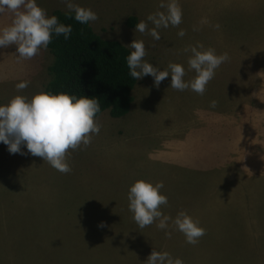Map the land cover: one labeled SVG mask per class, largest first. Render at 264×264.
Returning <instances> with one entry per match:
<instances>
[{
	"label": "rangeland",
	"instance_id": "obj_1",
	"mask_svg": "<svg viewBox=\"0 0 264 264\" xmlns=\"http://www.w3.org/2000/svg\"><path fill=\"white\" fill-rule=\"evenodd\" d=\"M74 2L98 14L90 25L101 37L125 46L142 39L145 60L161 70L180 63L185 80L195 76L186 48L203 44L229 60L203 95L171 88V75L159 87L151 75L136 80L129 111L121 117L103 111L99 134L69 150L65 192L64 173L24 145V154H11L0 142V264H145L144 242L183 264H264V0H178L182 23L159 29L158 41L124 21L164 11L161 0ZM38 3L50 16L68 10L63 0ZM12 20L0 14V28ZM16 48L0 49V103L18 94L31 98L50 78L48 47L27 60ZM22 80L30 83L18 92ZM139 179L162 181L168 197L162 212L173 219L187 212L205 235L189 244L171 221V237L142 232L128 200ZM77 205L87 209L74 212Z\"/></svg>",
	"mask_w": 264,
	"mask_h": 264
},
{
	"label": "clouds",
	"instance_id": "obj_2",
	"mask_svg": "<svg viewBox=\"0 0 264 264\" xmlns=\"http://www.w3.org/2000/svg\"><path fill=\"white\" fill-rule=\"evenodd\" d=\"M69 14L81 24H89L98 20V14L88 7L76 4L74 0H63ZM157 11L149 14L146 19L135 25V32L148 34L156 41L160 40L161 28L177 27L182 23L183 12L178 0H161ZM13 14L12 23L0 28V49L11 44L17 45V56L31 59L42 49H47L52 42L53 34H63L67 40L72 32L71 25L59 22L55 15H49L38 0H0V14ZM149 24L153 27L149 28ZM181 29L178 36H185ZM132 51L126 57L129 75L142 79L146 75L154 77V85L171 75L170 87L184 91L191 89L203 95L208 83L214 78L216 69L229 60L227 53L217 54L212 48L197 44L186 48L191 52L188 69L195 72L191 80H185L186 70L180 63H170L164 70L145 60L147 55L144 41L134 39L127 45ZM30 81L22 80L16 84L17 91L25 89ZM217 102L211 101L210 107L215 108ZM101 106L97 99L65 92L52 93L40 91L31 98L15 95L6 104L0 103V142L7 145L11 154H24L22 145L28 153L39 156L61 173L71 172L68 163L69 150H76L81 145L88 146L92 135L99 134L100 124L97 114ZM162 181L153 183L144 179L136 180L129 189V210L140 228L158 221L157 227L171 237L169 222L175 230L182 232L189 244H196L205 235V229L185 211H180L173 219L165 215L161 206L168 204V197L161 190ZM103 227V224L100 225ZM145 264H183L181 258H173L168 251L153 248L145 260Z\"/></svg>",
	"mask_w": 264,
	"mask_h": 264
},
{
	"label": "trees",
	"instance_id": "obj_3",
	"mask_svg": "<svg viewBox=\"0 0 264 264\" xmlns=\"http://www.w3.org/2000/svg\"><path fill=\"white\" fill-rule=\"evenodd\" d=\"M51 15L72 26L69 39L53 34L48 48L53 56L48 65L49 80L43 91L65 92L97 99L103 111L112 117L125 115L133 101L136 80L129 75L126 57L130 49L116 39L101 37L89 24H81L68 10L54 9ZM138 21L128 16L124 25L134 27Z\"/></svg>",
	"mask_w": 264,
	"mask_h": 264
},
{
	"label": "crops",
	"instance_id": "obj_4",
	"mask_svg": "<svg viewBox=\"0 0 264 264\" xmlns=\"http://www.w3.org/2000/svg\"><path fill=\"white\" fill-rule=\"evenodd\" d=\"M191 137H196V138H198V136H191ZM203 137V139H205V138H207V137H210V136H202ZM198 141V140H197ZM201 141H203V140H201ZM203 146H204V142H203ZM211 147H213V144L211 143ZM67 174L68 173H64V174H62V177L60 178V180H59V183L61 184V186L63 187V189H64V192H65V190H66V187H67V182H66V178H67ZM84 202V201H83ZM89 203V202H88ZM89 204H91V203H89ZM89 208V207H88ZM87 208H83V207H81L80 205H77L76 207H74L73 208V210H74V212H75V210H86ZM65 210H67V209H65ZM64 210V211H65ZM90 211H88L86 214H83V215H81V216H87V214L89 213ZM157 223H158V221L157 222H155V223H153V224H151V225H149V226H146V227H144V228H142V232H145V233H148V234H150V233H158V234H163V232H164V230H161V229H159L158 227H157ZM135 226H138L137 224H135ZM139 227V226H138ZM139 229V228H138ZM140 230V229H139ZM144 236V237H143ZM142 237H141V242H144V240H146L145 238H147V237H145V235H143ZM148 239H149V237H148ZM132 240H133V238H132ZM131 240V241H132ZM129 244V243H128ZM126 245H127V243H126ZM132 246H133V244H132ZM149 248V249H148ZM151 248H153V247H151V245H148V244H145V242H144V248H143V251H145V249H147V251L149 252V253H151ZM130 256V254L128 255V256H125V258H127V257H129Z\"/></svg>",
	"mask_w": 264,
	"mask_h": 264
}]
</instances>
